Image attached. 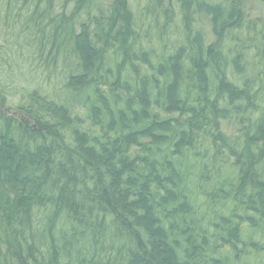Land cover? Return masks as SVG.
<instances>
[{"label": "trees", "instance_id": "1", "mask_svg": "<svg viewBox=\"0 0 264 264\" xmlns=\"http://www.w3.org/2000/svg\"><path fill=\"white\" fill-rule=\"evenodd\" d=\"M0 264H264V0H0Z\"/></svg>", "mask_w": 264, "mask_h": 264}]
</instances>
